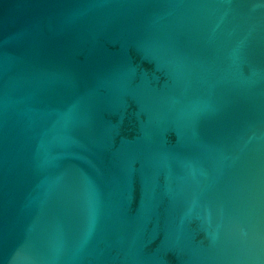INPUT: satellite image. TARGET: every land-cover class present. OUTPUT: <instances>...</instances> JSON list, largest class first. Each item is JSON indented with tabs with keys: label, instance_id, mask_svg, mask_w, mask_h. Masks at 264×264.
Here are the masks:
<instances>
[{
	"label": "water",
	"instance_id": "obj_1",
	"mask_svg": "<svg viewBox=\"0 0 264 264\" xmlns=\"http://www.w3.org/2000/svg\"><path fill=\"white\" fill-rule=\"evenodd\" d=\"M0 264H264V0H0Z\"/></svg>",
	"mask_w": 264,
	"mask_h": 264
}]
</instances>
